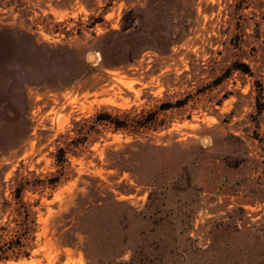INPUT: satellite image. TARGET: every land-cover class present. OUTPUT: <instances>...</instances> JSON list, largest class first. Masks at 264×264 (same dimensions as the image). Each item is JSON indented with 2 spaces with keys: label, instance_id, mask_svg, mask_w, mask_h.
<instances>
[{
  "label": "rangeland",
  "instance_id": "1",
  "mask_svg": "<svg viewBox=\"0 0 264 264\" xmlns=\"http://www.w3.org/2000/svg\"><path fill=\"white\" fill-rule=\"evenodd\" d=\"M104 111L146 126L26 193L30 257L0 264H264V0H0V226Z\"/></svg>",
  "mask_w": 264,
  "mask_h": 264
},
{
  "label": "trees",
  "instance_id": "2",
  "mask_svg": "<svg viewBox=\"0 0 264 264\" xmlns=\"http://www.w3.org/2000/svg\"><path fill=\"white\" fill-rule=\"evenodd\" d=\"M170 107L172 106L168 104L163 110H168ZM72 125L74 126L73 130H68L66 134L59 137L64 142L58 141L62 145L57 147L55 155L56 173H51L46 177L37 176L34 172L21 169L15 173V179L22 183L13 188L12 203L7 201L3 203L7 208H11V214L6 224L0 226V261L30 257L29 245H32L36 239L38 213L34 210L37 204H31L24 200L26 193H36L49 188L55 189L62 182L75 176L71 158L78 156L89 142H97L101 139L104 132L103 127L112 129L114 133H135L146 126L144 122L132 118L130 113L125 112L120 115L108 111L99 112L90 118H82L79 121L74 120ZM111 154L117 153L110 151L109 155ZM108 161L111 168H116V160L109 158Z\"/></svg>",
  "mask_w": 264,
  "mask_h": 264
},
{
  "label": "water",
  "instance_id": "3",
  "mask_svg": "<svg viewBox=\"0 0 264 264\" xmlns=\"http://www.w3.org/2000/svg\"><path fill=\"white\" fill-rule=\"evenodd\" d=\"M89 60H90V61H93V60H94V57H93V56H90V57H89Z\"/></svg>",
  "mask_w": 264,
  "mask_h": 264
}]
</instances>
